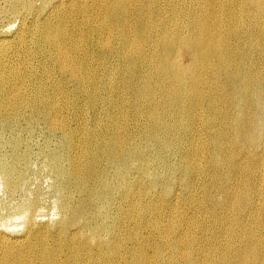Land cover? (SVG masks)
Wrapping results in <instances>:
<instances>
[{
    "label": "bare ground",
    "instance_id": "bare-ground-1",
    "mask_svg": "<svg viewBox=\"0 0 264 264\" xmlns=\"http://www.w3.org/2000/svg\"><path fill=\"white\" fill-rule=\"evenodd\" d=\"M0 33L2 201L27 226L0 264H264V0H0ZM42 123L52 224L25 168Z\"/></svg>",
    "mask_w": 264,
    "mask_h": 264
},
{
    "label": "rangeland",
    "instance_id": "rangeland-1",
    "mask_svg": "<svg viewBox=\"0 0 264 264\" xmlns=\"http://www.w3.org/2000/svg\"><path fill=\"white\" fill-rule=\"evenodd\" d=\"M103 19H100L97 22L102 21ZM95 21V20H93ZM10 21H7L6 23L8 24ZM12 22V21H11ZM16 28V25H14ZM1 34V33H0ZM188 56V54H186ZM186 59V58H185ZM114 60V59H113ZM78 123L77 120L74 122V126ZM47 135L48 134V129L46 124L42 123L37 126L36 132L33 134V136L30 139V143L27 145V149L30 152V161L28 162V165H25V168L28 170L30 176H31V183L32 187H37L39 186L41 189V193L43 196V204L41 208V214H42V219H46L45 221H50L47 223H54L58 221L61 217L60 214V198L54 191V183L56 181L55 176L48 171L43 170L44 164L48 163V151L47 150H52V149H58L61 145L62 142V137L59 133H53L50 135L49 142L47 143ZM12 137V133L8 131L3 132V136L0 138L3 142L1 145V148L3 152L7 153L11 150V147L8 145V140ZM0 140V141H1ZM177 160V156H173V161ZM177 178H180V175H176ZM231 182V181H228ZM232 183V182H231ZM181 183H176V185L173 188V195L175 194H180L184 198L185 196L191 195L192 191L195 190L197 187L203 189L202 184H193L190 185L188 188L181 186ZM5 195V191L2 186H0V223L6 224V226L11 225V228L6 227V229L0 230V232L5 233V235H8L9 237L13 236H21L24 235L27 231V226L23 222V219H18L14 217H9V210L11 206H8L7 203H4L2 201ZM172 195V197H173ZM21 194H15L12 199L14 202H18L21 200ZM183 198L179 201H177L175 204L176 207L179 206L182 209L186 211V216L188 218H192L194 215H200L202 218L205 220H210V213L206 210H201V208H194V211L189 210L190 207H186L183 203ZM59 201V203H58ZM152 203V202H150ZM162 204V203H161ZM159 204V206L161 205ZM163 218L165 221H168L169 218V212L165 211L163 212ZM151 218H154V216L151 214H148L146 217V220H150ZM52 221V222H51ZM16 226V227H13ZM144 235L148 237L150 234L149 228L146 227L143 229ZM172 238V236L170 237ZM175 241V238L173 239ZM165 253L164 254H171V249L166 248L164 249ZM147 251L150 254L154 253L153 248L147 249ZM170 251V253H169ZM165 264V262H162Z\"/></svg>",
    "mask_w": 264,
    "mask_h": 264
}]
</instances>
